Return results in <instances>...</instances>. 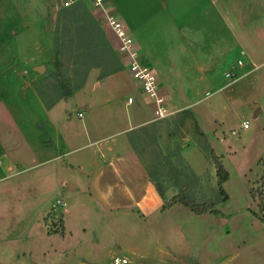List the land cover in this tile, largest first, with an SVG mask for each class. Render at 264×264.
Returning a JSON list of instances; mask_svg holds the SVG:
<instances>
[{
	"label": "rangeland",
	"instance_id": "rangeland-1",
	"mask_svg": "<svg viewBox=\"0 0 264 264\" xmlns=\"http://www.w3.org/2000/svg\"><path fill=\"white\" fill-rule=\"evenodd\" d=\"M125 3L0 0V164L12 169L6 178L0 171V264H111L114 255H125L126 264H264V0H170L160 9ZM107 13L124 26L125 19L144 23L133 43L156 76L163 118L132 77ZM88 20L96 33L79 27ZM58 21L67 33L55 50ZM96 50L106 58L96 60ZM187 50L197 54L188 59ZM114 61L120 69L110 72ZM231 67L235 79L224 75ZM111 75V83L100 81ZM125 75L133 87H124ZM90 113L99 120L127 113L144 122L127 134L148 171L142 199L114 200L100 193L102 184L89 183ZM210 149L229 172L225 200ZM126 171L135 176L124 182L142 180L139 168ZM182 187L198 202L213 201L214 212L196 214L180 203L162 210ZM62 216L71 231L65 236ZM51 243L57 252L42 257L38 251Z\"/></svg>",
	"mask_w": 264,
	"mask_h": 264
},
{
	"label": "crops",
	"instance_id": "crops-1",
	"mask_svg": "<svg viewBox=\"0 0 264 264\" xmlns=\"http://www.w3.org/2000/svg\"><path fill=\"white\" fill-rule=\"evenodd\" d=\"M141 1L146 6H148L149 3H152L153 6H157L160 9L163 7L166 8L170 0H141ZM109 2L110 4L113 2L116 4L117 7H122V8H125V5H126L125 0H109ZM125 26L129 30L133 39L135 40V43L138 40L137 38L141 36L139 32L141 30L145 32L144 30L145 27H144L143 22H138V21H133V20L129 22L127 19H125ZM137 30H140V31L136 33ZM139 52L141 55L143 54L142 51H139ZM195 53L196 51L187 50L186 56L189 59V57L195 56ZM147 59L148 57H146V61ZM184 63L185 61L182 62V65H184ZM153 68H156V66L153 65ZM158 72L157 73L161 76L163 81L169 82L171 80L168 76H166L165 71L159 70ZM110 77H112V75L105 76L103 77V80H100V81H102L103 84H107L108 82L111 83L113 78H110ZM125 84L127 85V86L126 85L124 86L125 88H128V85H131L133 87V84L130 82L129 78L126 75H125ZM119 87H123L122 84H120ZM102 118L104 119L99 120V118H97L96 116L90 113L89 119L91 122L90 121L89 122L91 124H89V122H86L85 124L87 128L86 129L87 132L85 133L90 135V140H91L87 144L90 145L91 150H92L90 151V153L92 152L90 155V158H88V160L85 163L87 170H88L87 174L89 176V183H92V184L94 183L97 185L102 184L103 188L99 190L100 193L104 194L103 196H106L108 198H113L114 200L122 199L121 197L118 196L122 194L125 196L124 198L126 200L128 199L126 195H129V194L130 195L138 194L139 199H142L143 196L145 195V189H146L145 187L148 184V182H150L148 171H147L146 165L133 152L131 148V144L129 143L127 134L145 124L143 121L138 119V116H132L127 113H121V115H118V116L109 115L107 117H102ZM49 122L52 123V120H49ZM117 125L118 126L123 125V127H120V129H117V131H110L108 133L107 132L104 133L105 130L107 129L109 130L110 127L117 126ZM78 148L79 147H77L76 149ZM73 149L75 148L67 149V151L65 149L62 154H69V152H71ZM150 162L152 163L151 160ZM81 166H83V164ZM128 167H131V168L136 167L137 169L139 168L140 171L137 172L138 173L137 178L139 177V179H142V180L140 181L138 180V183L126 180L129 176H135L131 174L132 172L129 173V171H126ZM4 169L7 170V173L3 175L2 178H6V176L9 175L8 173L12 171L8 163L0 164V171H3ZM111 177L115 179L114 182L108 180V178H111ZM124 178H126L125 182L123 181ZM63 183L67 184V181L64 180ZM70 185H71V188H74V185L72 183H70ZM108 185H111V187H107ZM114 185H115V188H114ZM136 189H138L137 193H135ZM46 211L47 209H45V211L41 213L40 216L38 215V217L40 218L41 216H44ZM62 224H63V236H65L67 233H71V231L66 229L65 227V221H64L63 216H62ZM54 234H57V233H54ZM9 244L10 242H8V245ZM9 247L4 246V249L5 248L9 249ZM57 250H58L57 247L51 243L50 246L44 247L38 252L40 255H42V257L46 258L45 256L48 257V254L53 253V252L55 253L57 252ZM23 253H26V251H24ZM27 253L29 254L32 252L31 250H28ZM34 253H37V250L34 249ZM9 255H11V253H9ZM122 256L125 257V255H122ZM78 263L80 262L78 261ZM126 263H128V258H127ZM48 264H69V263L67 261H51V262H48ZM111 264H112V260H111Z\"/></svg>",
	"mask_w": 264,
	"mask_h": 264
},
{
	"label": "built area",
	"instance_id": "built-area-1",
	"mask_svg": "<svg viewBox=\"0 0 264 264\" xmlns=\"http://www.w3.org/2000/svg\"><path fill=\"white\" fill-rule=\"evenodd\" d=\"M95 5L103 6V3L106 2V0H92ZM106 21L112 31L115 33L118 41H119V50L126 54L129 59V71L131 72V75L133 78L140 81V85L142 88V91L146 96H148L150 99H152L155 103V110L154 113L156 115V118H163L167 115V109L164 105V99L161 96L159 92V88L157 86V79L155 74L151 71V69L142 61L140 58V53L138 52L137 48L135 47V44L133 43V37L131 36L129 30L127 27L124 26V24L112 13L106 14ZM241 55L244 53L243 51L240 52ZM242 60L238 58L236 60V66H241ZM234 67H231L229 70H227L224 75L226 78H232L235 79L236 73L234 71ZM205 96L210 95V92L206 91ZM128 102L131 101L130 98L127 100ZM82 113L78 112V116H81ZM241 128L245 129L248 127V121L243 120L241 122ZM234 130L232 133L234 134ZM56 202L61 205H65V201L61 199L56 200ZM58 204L55 205L52 204V208L56 209L58 207ZM127 262V258L122 255H114L112 257V264H125Z\"/></svg>",
	"mask_w": 264,
	"mask_h": 264
},
{
	"label": "trees",
	"instance_id": "trees-1",
	"mask_svg": "<svg viewBox=\"0 0 264 264\" xmlns=\"http://www.w3.org/2000/svg\"><path fill=\"white\" fill-rule=\"evenodd\" d=\"M83 15V13H82ZM59 20V18H58ZM77 22L79 21V18H77L76 20ZM81 29L83 28L84 31H89L90 27L93 29L94 33H96L98 30L94 27V23H91L89 20L79 26ZM60 28H63L64 31L62 33V31L60 30ZM67 24L65 22L61 23L60 21L57 22L56 24V28H55V50L58 49V47H62L64 46L65 40H64V36L66 35L67 31ZM96 35V34H95ZM94 58L96 60H104L106 58V54L104 53V50H96L94 53ZM90 65H86L85 69L88 70ZM92 66H101L100 62H96L94 65ZM112 66L114 67L113 70H111L110 72H114L116 70H119V65L118 62L112 63ZM109 72V73H110ZM108 74V73H106ZM105 74V75H106ZM53 75L55 76V78L57 80H61L63 82H65L66 85H68L67 80H65L64 74L63 72L60 70V68H56L55 71H53ZM82 84V81L78 84V86H80ZM209 153L213 159V162L215 164L216 167V175H217V180H216V186H217V192L218 194L221 195V199L225 200L227 198V193L224 190L223 184L224 182L228 179L229 177V172L226 170V168L224 167V165L222 164V162L220 161V159L214 154V151L212 149L209 150ZM262 199V202L260 204V210L264 209V197L260 194L259 195ZM175 203H180L183 206L187 207L189 210H191L192 212L196 213V214H202L206 211H212L214 212V203L212 202H207V201H202V202H198L196 200H194L184 189V187H182L181 189L178 190V192L174 193L166 202V204H164L161 209L163 210L165 207L167 206H171ZM260 221L262 223H264V216H262L260 218Z\"/></svg>",
	"mask_w": 264,
	"mask_h": 264
},
{
	"label": "water",
	"instance_id": "water-1",
	"mask_svg": "<svg viewBox=\"0 0 264 264\" xmlns=\"http://www.w3.org/2000/svg\"><path fill=\"white\" fill-rule=\"evenodd\" d=\"M60 84H61V87H62L63 91H65L66 93H70L71 92V88L66 86L63 81H60ZM45 140H48V136H46Z\"/></svg>",
	"mask_w": 264,
	"mask_h": 264
}]
</instances>
